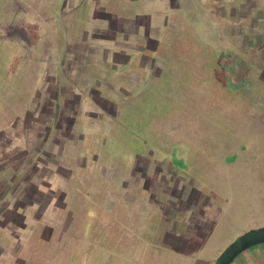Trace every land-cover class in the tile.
<instances>
[{"label":"rangeland","instance_id":"1","mask_svg":"<svg viewBox=\"0 0 264 264\" xmlns=\"http://www.w3.org/2000/svg\"><path fill=\"white\" fill-rule=\"evenodd\" d=\"M263 226L264 0H0V264H213Z\"/></svg>","mask_w":264,"mask_h":264},{"label":"water","instance_id":"2","mask_svg":"<svg viewBox=\"0 0 264 264\" xmlns=\"http://www.w3.org/2000/svg\"><path fill=\"white\" fill-rule=\"evenodd\" d=\"M264 244V226L248 230L232 241L215 259L213 264H231L245 251Z\"/></svg>","mask_w":264,"mask_h":264},{"label":"flooded vegetation","instance_id":"3","mask_svg":"<svg viewBox=\"0 0 264 264\" xmlns=\"http://www.w3.org/2000/svg\"><path fill=\"white\" fill-rule=\"evenodd\" d=\"M6 36H8V35H6ZM159 194L166 196V197H173V198L177 197V195H176L177 192L170 193L168 190H166V192H165V190H163ZM188 203L193 204V203H197V202H193V200H192V202H188ZM207 212H208L207 210H202V216L197 220L198 222H196L194 224V226H191L192 229H191V227L187 228V230L189 229L188 230L189 232H191L194 228V231H196V232L192 233L193 235H200V234H202V232L205 233V231L207 230V225H205V223H204V220L207 216ZM188 223H190V220H188ZM198 223H201V225L200 224L198 225ZM250 253H254V254L250 255ZM263 257H264V254L261 252V250H259L257 248V246H255V247L245 251L241 255H239L231 264H264Z\"/></svg>","mask_w":264,"mask_h":264},{"label":"crops","instance_id":"4","mask_svg":"<svg viewBox=\"0 0 264 264\" xmlns=\"http://www.w3.org/2000/svg\"><path fill=\"white\" fill-rule=\"evenodd\" d=\"M120 21H122L123 23H126L125 22V20H120ZM125 25V24H124ZM108 27V26H107ZM125 27V26H124ZM143 33L146 35V37L148 38V41H149V43L150 44H152V41L153 40H151V39H149V33H151L153 30H152V28H149V25H148V22L146 23V24H144L143 23ZM110 30L111 31H114L113 33H116V31L113 29V27L112 28H110ZM132 30V31H131ZM124 31V33L123 34H125V38H127V34H130V35H135V31H133V29H130V28H128V27H125V29H122L121 31H120V33L122 34V32ZM120 34V35H121ZM110 38H113V37H110ZM113 44H115V42L113 43Z\"/></svg>","mask_w":264,"mask_h":264}]
</instances>
